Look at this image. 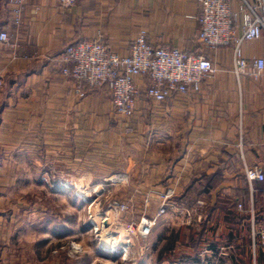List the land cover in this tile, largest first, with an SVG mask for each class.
<instances>
[{
	"label": "crops",
	"instance_id": "1",
	"mask_svg": "<svg viewBox=\"0 0 264 264\" xmlns=\"http://www.w3.org/2000/svg\"><path fill=\"white\" fill-rule=\"evenodd\" d=\"M241 5L242 0H233L239 35ZM200 12L199 0H76L70 8L59 0H25L22 22L16 24L9 0H0V31L10 35L9 43L0 42V144L30 149L33 159H51L58 151L71 175L87 169L88 129L102 138L96 150L101 160L104 134L115 131L113 143L121 145L120 124L108 119L114 114L109 92L96 88L81 98L75 79L62 73L58 57L68 44L101 34L112 51L127 55L145 28L155 47L203 52L218 72L203 80L199 91L157 102L146 94L148 77H137L140 93L128 126L147 122V138L136 135L121 145L127 155L116 157L112 172L143 177L138 185L147 192L177 185L182 209L188 193L196 197L191 207L201 219L193 221L197 245L189 247L196 264H264L249 215L253 208L259 225L264 222V183L251 189L245 176L247 166H264V74L255 80L234 73L233 45L202 47ZM258 13L264 17V9ZM242 48L250 61L264 58V34L244 41ZM154 201L147 209L158 205ZM184 250L179 249L182 258Z\"/></svg>",
	"mask_w": 264,
	"mask_h": 264
},
{
	"label": "rangeland",
	"instance_id": "2",
	"mask_svg": "<svg viewBox=\"0 0 264 264\" xmlns=\"http://www.w3.org/2000/svg\"><path fill=\"white\" fill-rule=\"evenodd\" d=\"M108 119L120 124L123 147L136 135L147 138V122L130 130V118L114 113ZM116 136L115 131L104 134L101 160L96 150L102 138L88 129L82 175L68 174L69 162L58 151L51 159H33L30 149L0 144V264H184L183 258L193 259L192 249H185L183 258L179 249L161 254L177 233L195 227L185 221L176 198L147 233L141 223L155 216L159 203L147 207L157 192L139 188L143 177L129 172L123 182H112L116 157L127 155L113 143Z\"/></svg>",
	"mask_w": 264,
	"mask_h": 264
},
{
	"label": "built area",
	"instance_id": "3",
	"mask_svg": "<svg viewBox=\"0 0 264 264\" xmlns=\"http://www.w3.org/2000/svg\"><path fill=\"white\" fill-rule=\"evenodd\" d=\"M199 2V44L209 50L233 45L232 71L239 76L248 74L259 80L264 74V58L254 57L250 61L243 52L242 44L244 41L258 39L264 34V17L258 13L259 9H264V0H259L258 5H250L246 0H242L240 35L237 32L239 11L233 8V0ZM24 3L25 0H9L16 24L22 22ZM59 3L63 8H70L76 4V0H59ZM0 42H10V35L6 30L0 31ZM58 59L62 64V73L75 79V92L79 97H86L96 88H105L111 97L114 113L122 119L131 118L135 114L136 99L140 93L137 77H148L146 94L157 102H164L175 93L199 91L202 81L212 78L218 72L212 59L203 52L189 53L170 45L153 46L148 41L145 28L139 30L127 55L112 51L105 44L102 35L98 34L92 39L68 44ZM1 86L3 80L0 77ZM129 129L132 130L130 127ZM126 176L127 173H117L111 180L114 183L123 182ZM245 176L251 189L255 182L264 183V166H247ZM177 193V185H170L157 193L159 207L155 216L144 218L141 223L147 233L157 219L164 216L173 206ZM150 201L147 200V206ZM238 208L242 209L243 204L239 203ZM180 209L188 224L197 218L201 219L196 207ZM250 216L251 234L264 248V222L259 225L253 208L250 209Z\"/></svg>",
	"mask_w": 264,
	"mask_h": 264
},
{
	"label": "trees",
	"instance_id": "4",
	"mask_svg": "<svg viewBox=\"0 0 264 264\" xmlns=\"http://www.w3.org/2000/svg\"><path fill=\"white\" fill-rule=\"evenodd\" d=\"M203 193L204 192H199V193H196V194L198 196V195H202ZM192 197H193L192 199L188 198L187 201H185L187 203V205H188L187 207H191L193 205V203L195 202L196 197L195 196H192ZM174 198H176V200L178 202V205H181V203L183 202L182 201L183 198L180 197L179 195H176ZM186 230H184L183 233H179V234L177 233V235L174 238H172V240L167 241V245L164 247V249H163L161 254L163 255V253L166 252V251L167 252H172L175 249H182V248L186 249L188 251V249H190L189 247H191V246H195L196 247L197 242L194 239V234H193L195 232V229H193V227H186ZM162 240H164V238L160 239V241H162ZM183 263L184 264H190V263H195L196 264V258L195 259L194 258L193 259H189V260H186V261L183 260Z\"/></svg>",
	"mask_w": 264,
	"mask_h": 264
}]
</instances>
